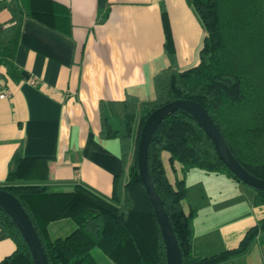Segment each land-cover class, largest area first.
<instances>
[{"label":"crops","instance_id":"1","mask_svg":"<svg viewBox=\"0 0 264 264\" xmlns=\"http://www.w3.org/2000/svg\"><path fill=\"white\" fill-rule=\"evenodd\" d=\"M54 1L68 18L51 25L28 15L29 0H19L24 17L15 75L4 80L6 71L0 66L11 91L10 98L0 100V186L37 184L66 191L80 183L111 200L123 161L120 139L100 137L101 102L113 128L120 129L107 103L128 94L153 99L154 76L160 70L200 62L205 29L186 0H164L172 39L169 54L163 0ZM14 23L8 3L2 2L0 28ZM21 144L24 161L10 173ZM166 167L172 180L182 178L179 162L167 161ZM195 170L185 177L188 197L183 201L186 212L197 210L194 254L209 256L237 247L264 217V206H255L253 191L229 175ZM76 227L71 218L59 219L50 224V235L64 238ZM15 249L0 228V261ZM94 255L100 264H115L102 252ZM234 264H264V231Z\"/></svg>","mask_w":264,"mask_h":264},{"label":"trees","instance_id":"2","mask_svg":"<svg viewBox=\"0 0 264 264\" xmlns=\"http://www.w3.org/2000/svg\"><path fill=\"white\" fill-rule=\"evenodd\" d=\"M186 1L195 9L205 29L200 62L184 69L173 64L160 70L154 76L153 99L143 101L128 94L123 100L109 101V110L120 120L118 130L105 113V102L100 104V137L119 138L121 145L123 173L114 178L112 200L80 183L66 191L37 184L0 186L23 204L50 264H100L94 255L96 249L115 264H167L160 225L140 175L138 148L147 117L173 100L193 99L201 103L241 164L264 179V0ZM8 6L15 23L0 28V66L6 71L2 75L4 80L15 75L14 58L24 17L19 0H11ZM161 11L166 48L171 54L172 39L164 0ZM27 14L51 25L68 18L65 8L54 0H29ZM205 58L209 59L208 63ZM23 161L21 144L9 172H15ZM167 161L182 165V178H170ZM148 164L177 235L184 264H234L264 231L263 217L247 230L237 247L209 256L194 254L197 210L191 208L186 212L183 206L188 197L185 177L192 168L227 174L249 186L257 207L264 206V191L242 182L227 167L212 138L190 113L177 110L162 121L152 137ZM64 218H71L77 227L64 238L52 239L50 224ZM0 228L16 246L0 264H35L21 231L1 206Z\"/></svg>","mask_w":264,"mask_h":264},{"label":"water","instance_id":"3","mask_svg":"<svg viewBox=\"0 0 264 264\" xmlns=\"http://www.w3.org/2000/svg\"><path fill=\"white\" fill-rule=\"evenodd\" d=\"M208 63L209 59L205 58ZM177 110L190 113L212 138L216 150L227 167L244 183L264 191V179L249 172L237 159L208 110L193 99H176L168 102L147 117L140 136L138 166L144 186L153 204L166 248L167 264H184L179 241L164 202L155 186L148 164L152 137L170 114ZM0 206L12 217L28 244L35 264H50L36 227L21 201L10 191L0 188Z\"/></svg>","mask_w":264,"mask_h":264},{"label":"built area","instance_id":"4","mask_svg":"<svg viewBox=\"0 0 264 264\" xmlns=\"http://www.w3.org/2000/svg\"><path fill=\"white\" fill-rule=\"evenodd\" d=\"M11 0H0V2H6L9 3ZM33 83H36V80L33 81ZM11 97V91L10 89L5 86V83L2 79V77L0 76V100L1 99H7Z\"/></svg>","mask_w":264,"mask_h":264},{"label":"rangeland","instance_id":"5","mask_svg":"<svg viewBox=\"0 0 264 264\" xmlns=\"http://www.w3.org/2000/svg\"><path fill=\"white\" fill-rule=\"evenodd\" d=\"M117 121L119 122V120L117 119ZM195 171H197V173H206V172H204L203 170H199L198 168H196V170ZM169 174H171L172 175V177H173V174H172V172H171V170H170V173ZM188 177L187 178H189V175H187ZM197 179H199V178H197ZM196 179V180H197ZM187 181H188V179H187ZM243 185H245V184H243ZM246 187H248V189H250L251 190V188L249 187V186H247V185H245ZM252 191V190H251ZM112 200V199H111ZM95 253H101L98 249H96L95 251H94V254Z\"/></svg>","mask_w":264,"mask_h":264}]
</instances>
